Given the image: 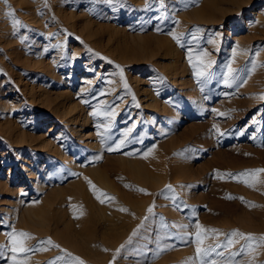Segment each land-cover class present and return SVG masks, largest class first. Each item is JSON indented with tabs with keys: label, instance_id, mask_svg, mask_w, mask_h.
<instances>
[{
	"label": "rangeland",
	"instance_id": "rangeland-1",
	"mask_svg": "<svg viewBox=\"0 0 264 264\" xmlns=\"http://www.w3.org/2000/svg\"><path fill=\"white\" fill-rule=\"evenodd\" d=\"M257 169L264 0H0V264H261Z\"/></svg>",
	"mask_w": 264,
	"mask_h": 264
},
{
	"label": "snow or ice",
	"instance_id": "snow-or-ice-1",
	"mask_svg": "<svg viewBox=\"0 0 264 264\" xmlns=\"http://www.w3.org/2000/svg\"><path fill=\"white\" fill-rule=\"evenodd\" d=\"M13 24H14V26L15 25H21L22 26V22L19 21V20H14ZM197 75H201V74L198 73ZM113 150H115V149H113ZM257 172H264V169L246 170V173H248L249 175H251L253 173H257ZM229 175H231V174H229ZM241 175H243V174H241ZM245 182H248V181H245ZM250 186H252V185L250 184ZM92 187L95 189L96 186L92 185ZM169 187H171V186H169ZM141 191H146V190L141 189ZM102 194L107 196L106 193H102ZM229 198H234V197L229 196ZM241 199H243V198L241 197ZM101 202H103V201H101ZM152 210H153L152 208L149 209L150 212ZM0 223H2V222H0ZM196 227L197 228H202V226L199 225V224H197ZM9 228H11L10 225H9ZM211 231L212 232H218L219 230L212 229ZM236 232H238V230H236ZM8 235H9V239L11 241L12 247L10 249H7V250L10 253L13 254L11 256V264H23L22 261H19V260L16 259V256L17 255H24V254H27L28 252H33V251L37 250L34 247H25L24 246L26 239H30L31 235L29 233H27V232H24V231H20L19 234L17 235L15 229H11V231L8 233ZM133 235H135V233H133ZM243 235H245L248 238L249 241L256 239L252 234H243ZM195 239H196L198 244L201 242V233L200 232H197L195 234ZM259 240H260V243H264V237H260ZM46 242L47 243H52L51 238H48V240ZM39 243L43 244V243H45V241H40ZM227 243H228V246H231L233 244V241L231 239H229ZM54 246L55 247H59V245H54ZM123 247H124V245H121V248H123ZM214 247L223 248V247H225V245H216ZM3 248H4V246H0V259H7L3 255ZM248 248H249V245H244V246L241 247V249L239 251H237L236 253H232L231 255L232 256H236V257H242L243 254L247 253ZM210 250L211 249H204V248H201V247L198 246L197 247V254L198 255H200V254L208 255ZM118 251H119V249H118ZM76 259L79 260V258H76ZM80 264H83V261H81ZM113 264H114V262H113ZM212 264H215V262L213 261ZM231 264H237V262L235 260H233L231 262ZM261 264H264V262H261Z\"/></svg>",
	"mask_w": 264,
	"mask_h": 264
},
{
	"label": "bare ground",
	"instance_id": "bare-ground-1",
	"mask_svg": "<svg viewBox=\"0 0 264 264\" xmlns=\"http://www.w3.org/2000/svg\"><path fill=\"white\" fill-rule=\"evenodd\" d=\"M209 2H211L212 0H208ZM215 5V4H214ZM213 6V5H212ZM49 98H47V100H48ZM87 134V133H86ZM88 135H89V133H88ZM47 141V140H46ZM48 142V141H47ZM47 142H45L44 144H43V146L45 145H48V143ZM44 146V147H45ZM43 147V148H44ZM134 166H137V164H134ZM38 183V182H37ZM0 186H3V184L2 183H0ZM7 191H9L8 189H7ZM11 191V190H10ZM10 193V192H9ZM7 194V193H6ZM115 226V225H114ZM113 226V228H111V230L110 231H108L107 232V235L105 236V238L106 239H111V238H117L118 236H120V234L123 232V230L121 229V228H119V227H117V226H115L114 227Z\"/></svg>",
	"mask_w": 264,
	"mask_h": 264
}]
</instances>
